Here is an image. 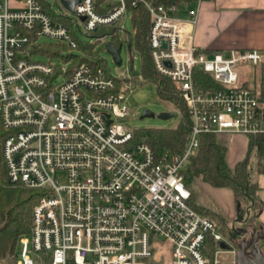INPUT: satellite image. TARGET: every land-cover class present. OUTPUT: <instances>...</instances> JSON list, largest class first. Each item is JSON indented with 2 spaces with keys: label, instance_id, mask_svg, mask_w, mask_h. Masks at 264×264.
<instances>
[{
  "label": "built area",
  "instance_id": "obj_1",
  "mask_svg": "<svg viewBox=\"0 0 264 264\" xmlns=\"http://www.w3.org/2000/svg\"><path fill=\"white\" fill-rule=\"evenodd\" d=\"M141 1L79 0L74 12L62 7L78 19L76 30L119 31L129 4ZM213 1H146L155 69L181 92L192 122L185 149L157 157L120 121L130 112L124 102L129 75L114 76L101 65L82 63L69 71L33 60L31 49L43 37L71 50L78 43L39 0H0V122L8 131V180L44 190L31 230L19 240L17 264H221L228 243L218 223L189 204L192 193L181 171L203 134H264L260 95L239 72L264 55L196 46L201 7ZM210 240L219 243L213 260Z\"/></svg>",
  "mask_w": 264,
  "mask_h": 264
},
{
  "label": "trees",
  "instance_id": "obj_2",
  "mask_svg": "<svg viewBox=\"0 0 264 264\" xmlns=\"http://www.w3.org/2000/svg\"><path fill=\"white\" fill-rule=\"evenodd\" d=\"M39 1L53 21L64 23L70 28L78 43L76 50L85 51L93 58L91 59L87 54L81 56L76 53V50L69 49L63 43L37 44L32 49L33 53H40L49 57H62L66 62L71 61L69 71L82 63L101 65L109 72L111 71L107 60L99 56V51L96 50L97 43H84L79 38L75 19L70 14L66 12L57 13L46 0ZM103 1L105 0H97L98 4ZM146 1L159 4L180 3L182 0H143L139 2L137 7L129 4L134 28V41H132L131 46L132 50L135 49L141 53L143 82H153L159 97L170 102L180 113V120L174 127H151L135 131V139H143L150 145L155 155L161 157L167 153H181L185 149L191 133L192 122L181 92L169 78L161 75L155 69L149 46L151 15L147 9ZM99 32L111 35V43L118 48L120 43L118 30L107 27ZM64 51H67L68 54L63 55ZM259 95L260 101L264 103V78ZM7 134L8 131L0 122V263L17 253L20 238L31 230L33 209L44 196L43 189L28 188L21 184L9 182L3 156V141ZM218 135L220 134L207 133L201 136L197 153L191 157L187 167L181 173L185 185L192 193L189 204L199 213L215 220L219 225L222 217L220 210L210 196L198 192L195 181L202 179L214 187L232 189L236 205L242 214L246 213L249 208L260 214L263 209V201L258 194L262 188L258 181L251 179L250 161L253 152H255L258 157L256 173L257 175H264V134L247 135L249 137L248 153L234 167L228 165L226 160L227 147L217 140ZM219 228L223 231L220 225ZM209 246L210 258L213 260L219 243L210 240Z\"/></svg>",
  "mask_w": 264,
  "mask_h": 264
},
{
  "label": "rangeland",
  "instance_id": "obj_3",
  "mask_svg": "<svg viewBox=\"0 0 264 264\" xmlns=\"http://www.w3.org/2000/svg\"><path fill=\"white\" fill-rule=\"evenodd\" d=\"M55 10L57 13H63L65 10L61 6L59 0H46ZM70 15L77 21L78 19L76 16L70 13ZM81 29L78 28L77 34L79 38L84 43H97L96 50L99 51V56L103 57L107 60L108 66L112 71L114 76H120L121 74H128L130 80L124 84V87L129 86L131 88V92L127 93L124 102L129 107L130 112L129 115L125 118L121 119V123L125 124L128 128L132 129L133 131H137L140 129H146L151 127H174L178 124L180 120V113L177 109L168 101L161 99L158 95L156 85L153 82H143V73H142V56L141 53L135 49L132 50L131 43L134 41V28L132 23V12L128 11L127 14L122 19L120 23V30H119V40L120 43L118 45V49L120 50L122 64L119 66L113 59L112 55L106 50L107 42H111L112 36L106 33L100 32H86L85 29L81 26ZM44 43H60L56 40H51L48 38H41L38 44ZM31 52L32 49H31ZM81 56H85L87 53L85 51L76 50ZM68 52L64 51L63 55H67ZM92 59L93 56L87 54ZM33 60L42 61V62H52L58 68H64L68 70L70 65L65 61L62 57H49L44 54L40 53H32L31 55ZM64 80L63 76H60L57 79L56 85H60ZM145 110H150L153 112L156 117H145L142 118L143 112ZM177 112V117H172L169 120L160 119L157 117V114L161 112ZM233 136V135H232ZM232 138V137H231ZM253 157L256 156V153L253 152ZM251 162V161H250ZM252 161L250 165V172H251V179L252 181H256L255 178V165ZM202 179H197L195 181V187L198 192L205 193L208 195V191L213 188L208 183H203ZM261 184L264 185V175H262ZM207 186V187H206ZM261 197H264V191L259 193ZM248 212L252 218L249 219L250 222H253L254 219H258V212L249 208L246 213H243L238 209L235 216H230L231 214H226L222 210L221 213V220L219 225L223 228V235L225 240L227 241L228 245L226 253L220 254L221 264H235V253L229 252L234 250L233 245L234 242L232 241V229L233 225L239 218L245 220L248 217ZM262 218L264 220V206L263 210L261 211ZM260 213V214H261ZM255 216V218H254ZM234 217V218H233ZM20 250V245L18 244L17 253L6 260H3L0 264H17V256L18 251ZM214 259V258H213Z\"/></svg>",
  "mask_w": 264,
  "mask_h": 264
},
{
  "label": "crops",
  "instance_id": "obj_4",
  "mask_svg": "<svg viewBox=\"0 0 264 264\" xmlns=\"http://www.w3.org/2000/svg\"><path fill=\"white\" fill-rule=\"evenodd\" d=\"M182 14H186V8L182 9ZM194 42L207 52L257 49L264 55V0H214L203 3ZM239 72L242 82L258 93L261 92L264 57L260 64L242 66ZM262 106L264 108V103ZM217 140L227 147L226 160L230 167H234L246 157L249 150L248 136L220 134ZM257 160V154L252 156L250 165L254 161L256 168ZM255 178L262 188L259 191L261 193L264 191V185L261 184L262 175H257L256 170ZM212 187L209 188L211 190L208 191V196L214 200L218 209L235 216L238 206L232 189ZM258 195L264 206V197ZM258 220L264 224L262 213L258 215Z\"/></svg>",
  "mask_w": 264,
  "mask_h": 264
},
{
  "label": "water",
  "instance_id": "obj_5",
  "mask_svg": "<svg viewBox=\"0 0 264 264\" xmlns=\"http://www.w3.org/2000/svg\"><path fill=\"white\" fill-rule=\"evenodd\" d=\"M79 2V0H60L61 5L68 9L70 12H74L75 5ZM85 18L82 17V20ZM106 50L112 55L114 61L120 66L122 64V58L120 54V50L115 47L111 42H107L106 44ZM177 112H161L157 114V117L164 120H169L172 117H177ZM145 117H156V115L151 112L150 110H145L143 112L142 118ZM255 217V216H254ZM252 218L250 216V213L248 212V217L243 221L245 223H248L246 227H242L239 229H232L236 234L239 235H246L249 236V234L256 232L257 230V224L255 222H250L249 219ZM237 222H242V218H239ZM260 229H263V236H257L255 238L256 245L252 250H248L250 246L244 247L243 243L246 238H243L240 241H236V246L238 247L236 251V257H235V264H264V224L259 225ZM251 228V229H250ZM257 241H262L263 247L260 244H257ZM258 247L260 251V260L256 259V256H254V249Z\"/></svg>",
  "mask_w": 264,
  "mask_h": 264
},
{
  "label": "flooded vegetation",
  "instance_id": "obj_6",
  "mask_svg": "<svg viewBox=\"0 0 264 264\" xmlns=\"http://www.w3.org/2000/svg\"><path fill=\"white\" fill-rule=\"evenodd\" d=\"M243 221L244 220H242V222H237L236 221L234 223V225H233L234 229H236V228L239 229V228H242V227H246L248 223H245ZM254 222H255V224H257V230H256L255 234L254 233H252V234L250 233L249 236L246 237V235H239V234H236L234 231H232V233H233L232 241L234 242L233 248H234V251H235V255H236V251L238 249V247L236 246V241H240L243 238H246L244 240L243 245H244V247L250 246V248L248 250H252L255 247V245H256L255 238L257 236H263V232H262L263 229H260V227H259V225H261V223L256 218L254 219ZM257 244H260L263 247L262 241H257ZM254 256H256L257 260H260V251H259L258 247H256L254 249Z\"/></svg>",
  "mask_w": 264,
  "mask_h": 264
}]
</instances>
